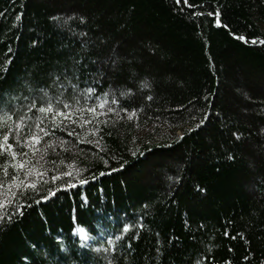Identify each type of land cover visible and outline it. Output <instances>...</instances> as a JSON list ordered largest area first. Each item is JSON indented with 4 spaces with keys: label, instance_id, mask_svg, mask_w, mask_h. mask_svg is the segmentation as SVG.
Masks as SVG:
<instances>
[{
    "label": "trees",
    "instance_id": "1",
    "mask_svg": "<svg viewBox=\"0 0 264 264\" xmlns=\"http://www.w3.org/2000/svg\"><path fill=\"white\" fill-rule=\"evenodd\" d=\"M188 3L0 0V114L15 108L0 133L23 115L10 142L42 138L15 145L38 189L8 195L23 214L0 222V264H264V0ZM42 89L72 122L28 110Z\"/></svg>",
    "mask_w": 264,
    "mask_h": 264
},
{
    "label": "snow or ice",
    "instance_id": "2",
    "mask_svg": "<svg viewBox=\"0 0 264 264\" xmlns=\"http://www.w3.org/2000/svg\"><path fill=\"white\" fill-rule=\"evenodd\" d=\"M175 4L180 5L182 2L185 6H189V7H194L192 5H189L188 0H174ZM203 2V0H202ZM214 2V0H213ZM181 11H183V9H181ZM202 13L200 12H193L192 15L193 16H199ZM206 14L208 16H214V17H220L221 13L220 11H207ZM20 19L19 15L15 16V20L18 21ZM55 19V18H53ZM81 22L84 21V17H81ZM214 24L216 26H221L222 25V19L217 18L214 20ZM239 39L241 40H245L246 37L243 35L238 36ZM251 43H261L264 44V40H257V39H253L250 41ZM33 43H36V41H33ZM7 61H5L6 63ZM79 64V61H74L72 64V69L74 71H78V67L77 65ZM65 78L67 79V76H65ZM0 79H3V77H0ZM143 87L147 88L149 87V85L142 81L141 82ZM71 87L73 89L76 88L75 84H72ZM3 90H0V92H2ZM44 92V96L40 97L39 100L37 99H33L31 101V108H29L28 110L30 111L31 109H36L39 113L43 114L45 118L50 119L55 127H61V123L57 122V117H61L62 120L64 121H68V122H72V114L71 113V105L69 103H65L63 101H61L60 103L62 104V108L59 105H54L51 101H47L45 98L47 96V90H43ZM95 91V88L89 87L87 89L88 93H92ZM129 92L131 91L130 89L128 90ZM127 93L125 92H121V95H126ZM104 95H107V93H105ZM25 99H27V97H25ZM57 99H59V97H57ZM73 100H75V97L72 98ZM97 100H100V97H96ZM3 100V96L0 95V102H2ZM77 103L79 101H76ZM112 103H119L118 100L113 99ZM105 106V102H100L98 103L95 107H89L87 108V111L89 113H96L97 108H103ZM68 110V111H65ZM108 112H112L113 109L111 107H109ZM121 111H128L126 108H121ZM15 108H9L6 111H3L2 114H0V128L6 127V121L12 119V117L9 115V112H14ZM135 109L132 110V113L130 114L129 118H131V115L135 114ZM52 113H55V115H52ZM82 116L84 115L83 111H81L80 113ZM26 120V117L21 115L19 116V118L15 121V125L14 128L13 127H7L5 131H3L2 133H0V159L4 160V164L2 166H0V171L4 172L5 176L9 177V183L11 185H13L15 188L19 189L20 191L18 192H13L11 187H8V192L4 193L2 191H0V222H12L15 218V216L18 215H22V209L20 207H16L15 211L13 213H9L8 212V206L11 205L13 203V201L11 199H8V195L10 194L12 197H16L18 199L21 200V202H23L25 196H26V190L31 188V189H38V184L37 181L34 180H28L27 183H25V181L23 179H20V173H23V176L25 178L29 177L30 172L27 169V161L25 159H23L24 157H26L27 153L22 152V151H17L15 150V145L16 144H22L23 147H29L27 141H31L33 146L35 144H38L41 142V137L39 136V134L37 132H33L30 133L28 136L26 137H21V139L19 140H15V143L10 142V132H12L13 130H15L17 133H19V130L22 126H28V125H24L23 122ZM35 120L36 121H40L41 117L40 116H35ZM91 121L85 119L83 121L84 124H88ZM204 121L202 120L201 123H203ZM30 127V126H29ZM36 127L39 129V132H45V129L39 127V124L36 125ZM189 131H191V129H189ZM69 135H74V133H69ZM233 135H236V133H234ZM33 151H35V148L33 147ZM17 157H20L21 159H17ZM9 160H11V165L10 167L12 168V174L10 175L9 172L7 171V167L9 166ZM32 171H35V168H32ZM78 171V170H77ZM37 177L42 178L44 173H40V172H36ZM64 175V176H70L71 173L68 172H62V173H58V175L56 176H52L51 180L56 182L59 181L60 176ZM47 182V181H45ZM77 183L79 184H83L86 183V181L84 180H78ZM69 186H74V185H69V184H65V183H61V187H69ZM5 187H7V185L3 182L0 181V189H4ZM200 191H205V189L201 188ZM53 195L52 190L50 189L48 191V195L47 196H42L41 199H47L49 196ZM140 228H143V225L140 224L138 225ZM134 227H136V225H132L129 223H125L122 226V230L120 231V234L118 235H110L107 239V245L108 247L105 249L108 252H115L118 250V245H117V241H120L122 239V237L124 236V234L128 233L130 230H132ZM73 233H79L80 236L83 239H88L86 232H85V228L83 226H76L73 227L72 229ZM225 236L228 235V232L225 231ZM58 241L60 240V237L57 236L56 238ZM131 239L135 240L137 239L136 235H133L131 237ZM157 244H159V240L156 241ZM160 249L157 248L156 252L157 254L160 253ZM229 251H231V249H229ZM125 259L127 260L128 257L127 255L125 256ZM244 259H247V257H244ZM108 264H115V262L113 260H109ZM197 264H199V261H197Z\"/></svg>",
    "mask_w": 264,
    "mask_h": 264
}]
</instances>
